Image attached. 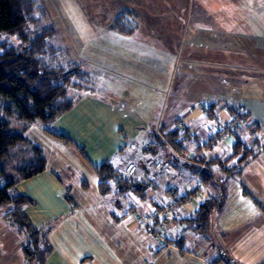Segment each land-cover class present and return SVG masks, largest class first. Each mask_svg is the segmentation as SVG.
Returning a JSON list of instances; mask_svg holds the SVG:
<instances>
[{
  "label": "crops",
  "instance_id": "obj_1",
  "mask_svg": "<svg viewBox=\"0 0 264 264\" xmlns=\"http://www.w3.org/2000/svg\"><path fill=\"white\" fill-rule=\"evenodd\" d=\"M256 1L236 0L238 5L224 6V4H220L221 0H212L210 5L206 1L204 3L203 0H199V3L194 6H178L175 9L173 6H169V12H177L182 8V15L183 13L184 15L177 18L176 14H172L167 22L152 23V32L156 28L163 29L160 32L162 37L158 36L159 42L160 38L164 39V43H162L164 48L160 47V53L151 44L147 46L149 39L144 43L140 37L134 39L133 34L137 29L142 28V25H137L135 31L132 32H114L110 35L114 39L113 41L120 43L122 50L120 59L125 61L123 65L114 64L116 66L114 70L123 72V77H127L123 80L137 84L135 86V91L138 93L136 98L150 101L148 105L146 103L143 105L141 112L152 113L153 110L160 109L161 106L170 108V113L163 114L161 112L158 114L155 120L158 125L156 134L163 141L162 147L168 149L169 153H174L175 150L177 153L179 150V154L177 153L178 156L176 154L175 158H184L187 161L188 154L190 155L195 149L200 151L199 156L206 157L207 154H211L213 157L221 159L220 157L229 155L236 136L230 131L221 133L219 130L223 121L238 115L233 112V109L237 107L248 113V122L256 123L253 134L262 142L261 130L264 124V101L261 99V92H264V3L262 4L258 0L257 4ZM48 2L50 1L46 0V3ZM142 2L144 0L139 2L140 4L129 3L124 6V9L132 11L137 7L153 12L154 6L150 5H154V3L147 1L142 4ZM243 2L246 3L241 7L240 3ZM144 5L148 6L144 7ZM145 30L147 34H152L150 26ZM242 36H246V39ZM175 38L178 40L175 41ZM134 40L145 46L136 49L132 45L135 43ZM174 41L177 46L173 44ZM240 44H246L243 51H240ZM233 54L239 59L248 60L247 73H238L232 70L234 74L232 77L226 76L224 70H220V67L223 69L224 60L228 55L233 59ZM134 56L144 62L150 61V64L145 70L133 71L130 69L132 66L128 61H134ZM181 60L187 62V68L185 63L180 66ZM108 66L111 67L109 64ZM129 77H132L133 81H130ZM225 78L228 81L225 87L228 93L239 91L237 85L241 84L245 87L244 90L247 87L249 94L243 95L242 99L231 104L221 103L219 95L225 91ZM231 78H235L236 83L230 81ZM110 88L117 97H105L103 100L108 105L116 107L121 104L120 94L131 96L129 89L126 90L121 82L112 84ZM162 92L166 93L165 99L162 95L157 101L156 94H162ZM167 94L170 96L168 97ZM192 97L196 99L193 101ZM94 98L95 100H92L95 102L92 104L93 108L96 104L102 109V113H105L106 110L110 113L111 109L108 105L102 103V100L97 97ZM154 100H156V105ZM199 100L202 101L198 102ZM261 103L263 105H260ZM68 112L70 111L65 112L58 119ZM95 116L100 121L102 120L101 123L106 122V115L95 114ZM140 121L143 123L142 120ZM181 127L187 132L184 131L183 134L178 131L176 134L169 132ZM138 129H141V126H138ZM165 129L169 131L164 133ZM152 133L154 131L142 133L141 130L140 136H137V138L145 139L146 146H149L147 150L156 147V143L149 142L155 139V134L152 135ZM165 134L178 136L179 141L176 142L180 143L166 142ZM128 135L132 136L126 129L121 128L118 137L113 136L116 143L119 142L116 149L119 145L120 147L124 146L122 141H126ZM144 135H146L145 138ZM239 135L244 139L246 134L240 132ZM118 151L121 150L118 149ZM128 166H125L124 172ZM166 167L164 173L160 171L163 169L161 164L155 167L151 179L146 175L148 169L145 167L136 169V177L141 178L139 181L152 182L149 186L151 192L148 195L141 193L132 197L133 195L129 196V193L123 194L125 206H122L116 205V198L117 194L124 192L117 193L111 190L103 195L98 190L99 197H96L95 204L103 206L106 204L108 207H104L102 212L94 211L83 214L78 211L77 204L67 197L66 184L48 165L42 172L19 181L14 187L15 190L32 200L34 199L33 204L23 207V212L35 226L48 229L47 237L52 250L47 254L44 264H96L94 260L99 257V264H231L230 260L236 264H261L264 259V247H262L264 226L262 223L257 225H252V223L236 224V217L245 214L244 209L239 206L229 207L228 204L226 205L225 196L222 211L216 215L213 228L210 230L213 233V238L193 231L185 225L184 221L202 202L211 196H216L217 188H213L210 184L199 183L197 172L191 171L187 175L184 173L186 179H183L187 184L184 186V188L186 187L185 193L177 196L175 177L170 175L171 168L168 165ZM213 167V170L221 171L218 165L214 164ZM172 169L176 172L178 170L186 171L185 167L179 169L176 164L172 165ZM263 169L264 150L247 160L241 173L227 177L225 183L229 184L237 177H247V181L252 183L249 178H257L258 170H260V177ZM112 188L114 189V187ZM157 189H159L158 194L155 192ZM245 193L243 190L242 194L245 195ZM198 195H201L202 198L196 199ZM248 197L253 203L255 202L253 196ZM176 199L181 204L175 205L177 207L172 214L173 223L168 220L169 216H167L168 223L165 224L164 231L170 243L165 245L166 249L164 246L159 247L157 243L155 244L145 226L143 227V224L134 218L129 208L133 206L139 210H153L162 208L165 204L173 200L176 201ZM0 208H3L0 211V224L3 225L0 231L8 232L4 228H9V226L12 230L14 228L21 238L20 250L22 253L24 236L16 225L5 219L6 213L12 206L7 204ZM114 208H119L120 211H114ZM226 214L227 216L230 214L229 220L220 221ZM261 219H264V212L261 214ZM178 225L183 226L177 229ZM189 234H194L196 239L193 238L195 243L187 247L186 242ZM190 239L192 240L191 237ZM129 244L135 254L129 253ZM251 251H254L255 255L251 254ZM185 253H187L186 258ZM219 255L222 259L219 258ZM249 257L252 259L251 263L241 261V259ZM262 264H264L263 261Z\"/></svg>",
  "mask_w": 264,
  "mask_h": 264
},
{
  "label": "rangeland",
  "instance_id": "obj_2",
  "mask_svg": "<svg viewBox=\"0 0 264 264\" xmlns=\"http://www.w3.org/2000/svg\"><path fill=\"white\" fill-rule=\"evenodd\" d=\"M36 1L44 8L50 23H52L57 30L54 46L52 45L51 47H47V50L50 51V56H55L56 52H58L59 54L57 53V55L66 58V60L63 61L64 59L62 60V58L59 57L61 63H64L67 66V69H73L75 71V76L71 78V82L68 86V95L73 98L74 104L69 110L70 112L62 116V118H57L51 124L46 126L39 120L32 122L19 120L12 113L10 101L0 96V117L7 118L9 120L10 131L17 130L24 132V135L28 137L31 143L42 149L43 155L46 159V165H48L50 169H53L58 178L66 184L67 197H70L73 203L77 204V207L79 208L78 211L80 213L83 214L94 211L102 212L104 207H108L106 204L104 206L102 204H95L97 202L95 201L96 197H99L98 177L94 170L95 164H100L103 161H109L118 170V173L114 176V179H112L110 183H112V187H114L112 190L115 192H124L122 194H117V198L115 197L116 205L125 206L123 203L125 200L122 198L123 194L129 193V196L133 195L132 197H135V194L140 195L143 193V195H148V193L151 192V188H149V186L152 182L139 181L141 178L136 177V169L145 167L149 170L146 175L149 179H151L154 175L155 167L161 164L163 169L160 171L164 173V169L167 168L166 166L168 165L171 168L170 175L175 177L174 180L176 181L174 184L177 188V196H179L185 193L186 187L184 188V186H187V184L184 179H186V175L191 171H196V174H198L201 169H204L208 166V163L211 162L216 166L218 165V168L221 170L220 172L214 170L217 179L215 186H217L218 190V187L224 183L225 196L227 200L226 205L228 204L229 207L239 206L244 209L243 211L245 214L236 217V224L252 223V225H257L262 223V226H264V219H261V214L264 212V169L262 170L263 172L260 173L261 178L259 177L260 170L257 171V178H249L252 183L247 181V177H237L229 184H226L225 182L227 176L230 174L229 172H234L235 170L237 171V167L240 166L239 161L234 158L230 160L229 155L220 157L221 159L213 157L211 154H207L208 156L206 157L202 155L199 156L198 153H200V151L195 149V151L192 150L194 152H191L190 155L188 154L187 161L184 158H175L174 156H176L177 153L179 154V150L177 153L176 150L174 153H169L168 149L162 147L163 141L162 139H159L156 134L158 133V125L155 120L157 119L158 114L161 112L163 114L166 112L170 113V108L167 106H161L160 109L156 108L152 111V113L147 111L142 113L141 110L143 105L145 103L148 105L150 101L148 99L142 100L139 97L136 98V96H138V93L135 91V86H137V84H132L131 82L123 80L127 78L123 77V72L114 70L116 68L114 64L123 65L125 61L120 59V54H122L120 43L113 41L114 39H112V36L110 37V35L114 32L119 33L120 31L132 32L135 31L137 25H142L143 27L137 29L133 34V37H135L134 39L140 37L144 40L142 43L149 39L147 46L151 44L153 48L158 49L157 52L160 53V47L164 48V45L162 44L164 43V39L160 38L161 44H159L160 42L158 41V36L162 37L160 32L163 29L156 28L152 32V23L167 22L171 18L172 14H176L177 18H181L184 15V13L182 15V8L178 9L179 11L177 12H169V6H173V9L178 6H194L199 3V0H144L142 4L147 1L148 3H154V5H150L154 6L153 12L137 7H135L136 10L133 9L132 11L124 9V6H127L129 3L140 4L139 2L142 0H133V2L132 0H49L50 2L48 3H46V0ZM203 1L204 3L206 1L208 5L212 3V0ZM256 2L258 4V0ZM260 2L263 4L264 0H260ZM244 3L246 2L240 3V6L242 7ZM55 4H58V6H55ZM220 4H224V6L232 4L238 5L236 0H221ZM145 6L148 5H144V7ZM149 26L152 34H147V31L145 30ZM243 37L246 39V36H242V38ZM0 40H3V43L14 45L18 44V40L14 37L3 36ZM177 40L178 38H175V41ZM175 41L173 44L177 46ZM134 42L135 43H132V45L136 49L145 46L142 43L137 42V40H134ZM239 47H241L240 51H243L246 44H240ZM232 56L233 59H231L228 55L227 59L224 60L223 69L220 67V70H224L226 76L229 75L232 77L234 76L232 70L238 73H247L249 68L248 60L239 59L234 56V54ZM134 58V61H128L132 66L130 69L133 71L145 70L150 64V61L144 62V60H140L136 56H134ZM184 63L185 62L181 60L180 66H183ZM186 63L184 64L185 67L187 65ZM108 64L112 68L109 67ZM129 80L133 81L132 77H129ZM229 80L236 83V81H234L236 80L235 78H231ZM116 82H121L126 90L129 89L131 96L120 94L121 104L114 107L105 103L103 99L105 97H117V95H115L113 90L110 88L111 85ZM226 82L228 81L225 78L224 88L226 87ZM237 87L239 91L236 93H228L227 88H225V91L219 95V101L221 103L231 104L239 99H242L243 95L249 94L247 87L245 90V87L241 84L239 86L237 85ZM165 94V92H162V94L157 93L156 100L158 101L162 95L163 99H165ZM99 96L100 98H98ZM169 96L170 95H168V97ZM94 97H97V99L102 100V103L108 105L111 109L110 113H108L107 110L105 113H102V109L96 104L93 108L92 104L95 102H92V100H95ZM192 99L194 101L196 98L192 97ZM261 99L264 101V92H261ZM156 100H154L155 105ZM201 101L202 100H199L198 102ZM260 105H263V103ZM95 114L106 115V122L104 124L101 123L102 120L100 121L96 118ZM140 115L141 117H139ZM140 120H142L143 123H141ZM136 121H138V123H136ZM138 126H141V129H138ZM121 128L126 129V131L128 133L130 132L132 136L128 135L126 141H122L124 146L120 147L119 145L116 149V145L118 146L119 142L116 143L113 136L118 137V133ZM236 129H239L240 131L242 129L244 130L242 132L246 134L244 135V139L241 137L243 139L241 142L246 145L242 146L243 148L241 149V153L248 157V160L264 150V124L261 130L263 134L262 142L253 134V131L246 129L245 126H238ZM141 130L142 133L154 131L152 135L155 134V139L149 141L153 142V144L156 143V147L154 149L147 150V147L149 146H146L147 142L145 139H142L141 137L137 138V136H140ZM50 131L67 135L71 139V142H67L54 136L50 133ZM167 131L169 130L165 129L164 133ZM184 131L187 132L185 129L179 132L183 134ZM176 132L177 131H174L172 133L176 134ZM226 133H229V131H226ZM145 137L146 135H144V138ZM164 137L166 142L168 141L173 143L175 141V143H180L176 142L179 141L178 136H168L165 134ZM118 149L121 151H118ZM16 161L17 160L12 158L10 162L8 161L7 167L9 168V166L16 163ZM173 164H176L179 169L185 167L186 171H174L172 169ZM126 165L129 166L127 167L126 172H124ZM124 173H126V176ZM243 190H245L247 194H242ZM155 192L158 194L159 189ZM156 193L154 194L156 195ZM250 195L253 196L255 201L254 203L251 198L248 197ZM199 198H202V196L198 195L196 199ZM37 201L39 202V200ZM179 203L180 201L176 199V201L173 200L168 204H165L162 208H156L153 210L168 208V220L173 223L172 214L175 212L174 209L176 210L177 206L175 205H178ZM170 206H172V208H169ZM1 209L3 208H0V211H2ZM153 210H139L133 206L129 208L130 212L132 211V213L137 212L141 214L150 213ZM256 210L259 211L256 212ZM114 211H120V209L114 208ZM230 214L229 216L226 214L222 217L223 220H219H229L231 217ZM216 215L212 220L213 222L211 224V228H213ZM166 220L167 218L164 220L163 224L168 223V220ZM216 222L219 223L218 220H216ZM184 223L190 229L193 228L192 230L195 231L194 227L186 220ZM1 226L3 225L0 224V229L2 228ZM144 226L145 225H143V227ZM182 226L178 225L177 229H180ZM10 227L11 226H9V228H4L7 229L8 232L0 231V264H26L27 261L23 258L20 250L21 238L14 231V228L12 230ZM145 229L156 244L157 241L154 238V234L148 230L146 226ZM163 234H165L166 237V232H163ZM206 236L208 238H213L212 231L208 232ZM193 238L196 239V236H194V234H189L186 242L187 247L195 243ZM255 241L256 238L254 242ZM166 242L167 244L170 243L168 236L166 237ZM157 246L162 247L158 243ZM262 247H264V244H262ZM128 248H130L128 250L130 251L129 253L133 252L135 254L133 249H131L130 244L128 245ZM251 254L255 255L254 251H251ZM184 256L186 258L187 253H185ZM99 258H96V261L94 260L96 264H99ZM219 258L222 259L220 255ZM245 259H241V261L249 263L252 262L251 257ZM262 261L264 262V259ZM33 264H37V262L35 261Z\"/></svg>",
  "mask_w": 264,
  "mask_h": 264
},
{
  "label": "trees",
  "instance_id": "obj_3",
  "mask_svg": "<svg viewBox=\"0 0 264 264\" xmlns=\"http://www.w3.org/2000/svg\"><path fill=\"white\" fill-rule=\"evenodd\" d=\"M56 35L57 30L36 0H0V38L7 36L18 40L17 45L0 40V96L10 101L12 113L19 120H39L48 126L69 111L74 104L73 98L68 95V86L71 78L75 76V71L67 69V66L61 63L60 58L64 59L63 61L66 58L57 55L58 52L55 56H50V51L47 50V47L54 46ZM233 112L248 122L249 115L245 110L237 107ZM9 125L7 118L0 117V206H12L5 219L16 225L23 234L22 253L27 263L33 264L36 261L37 264H44L47 254L52 250L47 237L48 229L37 227L30 221L23 212V207L33 204V200L18 193L14 187L19 181L45 170L46 159L42 149L31 143L24 132L10 131ZM255 126L254 121L248 122L246 129L254 131ZM182 130L181 127L173 129L172 132ZM242 131L244 130L231 131L236 139L229 159L239 161L240 166L237 171L229 172L227 177L240 174L248 160V157L241 153L242 146H246L239 136ZM50 133L71 142L65 134L54 131ZM10 158L17 161L8 168ZM209 163L198 173V181L217 188L214 164ZM94 170L98 177L99 192L103 195L109 193L113 186L110 181L118 170L109 161L95 164ZM217 191L218 195L206 199L186 218L194 230L202 235L210 232L214 216L223 208L224 183Z\"/></svg>",
  "mask_w": 264,
  "mask_h": 264
},
{
  "label": "built area",
  "instance_id": "obj_4",
  "mask_svg": "<svg viewBox=\"0 0 264 264\" xmlns=\"http://www.w3.org/2000/svg\"><path fill=\"white\" fill-rule=\"evenodd\" d=\"M248 123L243 120L239 115H235L233 118L227 121H223L220 125L219 132L225 133L226 131H233L238 126H247ZM169 208H172L170 206ZM168 208L153 210L150 213L141 214L137 212H133V216L137 219L141 224L145 225L148 230H150L154 234V238L160 246L167 245L165 234H163L165 229V224H163L164 220L168 216Z\"/></svg>",
  "mask_w": 264,
  "mask_h": 264
},
{
  "label": "water",
  "instance_id": "obj_5",
  "mask_svg": "<svg viewBox=\"0 0 264 264\" xmlns=\"http://www.w3.org/2000/svg\"><path fill=\"white\" fill-rule=\"evenodd\" d=\"M230 263H231V264H236L234 261H231V260H230Z\"/></svg>",
  "mask_w": 264,
  "mask_h": 264
}]
</instances>
